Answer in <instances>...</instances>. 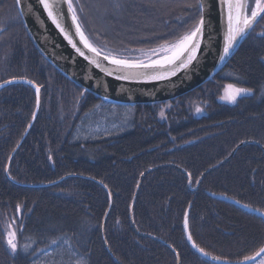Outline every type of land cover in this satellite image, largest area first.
<instances>
[{"label": "trees", "instance_id": "trees-1", "mask_svg": "<svg viewBox=\"0 0 264 264\" xmlns=\"http://www.w3.org/2000/svg\"><path fill=\"white\" fill-rule=\"evenodd\" d=\"M191 2L73 0V5L95 46L135 56L132 50L154 48L190 28L198 18L195 9L185 7ZM13 78L33 81L41 91L38 115L10 161L9 177L26 185L67 177L38 188L6 177V162L30 121L35 95L22 84L2 89L0 264L81 259L216 264L189 245L186 215L196 244L223 261H242L264 245V219L238 205L264 213V19L194 90L128 106L105 103L61 75L30 41L15 0H0V83ZM226 84L252 92L223 103ZM83 176L110 193L103 234L111 255L101 236L108 192ZM6 223L18 229L21 248L32 244L27 252L10 254Z\"/></svg>", "mask_w": 264, "mask_h": 264}, {"label": "water", "instance_id": "water-1", "mask_svg": "<svg viewBox=\"0 0 264 264\" xmlns=\"http://www.w3.org/2000/svg\"><path fill=\"white\" fill-rule=\"evenodd\" d=\"M15 4L21 21L25 27L26 33L39 54L66 79L82 88L84 91L87 90L86 92L109 104L132 106L136 104L165 102L186 94L212 78L229 60L240 42L239 40V42L233 47V49L231 50V55L227 56L224 61H220L219 55L222 52L223 34L225 31V26L221 23V2L220 0H205L206 20L209 21V28L206 30V37L208 35V32L210 31L212 40L207 47L202 44L200 53L198 54V62H193V65H191L189 69L181 70L175 76H172L167 80H122L117 78V73L109 76L105 72L96 68L94 65H91L89 61L85 59V57L79 56V54L75 51L71 44L68 43L67 39H65L64 35L60 33V31L55 27L51 20L47 18L46 13L38 4V0H20L19 4H17V0H15ZM61 11L65 14L62 20L63 26L70 33H74L75 27L72 24L71 14L68 13L66 3H61ZM80 24L82 25L81 22ZM85 35L87 36V34ZM73 39L78 41L79 37L73 35ZM77 46L81 47L83 50L82 44L78 43ZM85 52L86 55H91V53H88L87 50H85ZM103 64L104 66L109 68L113 67L107 61H103ZM11 80L13 79L1 82L0 91L11 85L22 84L29 86L33 90L35 95V107L33 111V113H35V118H33L32 114L30 121L18 144L8 157L4 169L5 175L12 183L19 186L38 188L55 185L67 176L48 184L26 185L13 181L8 175L10 161L28 135L38 115L40 108L41 91L39 87V104L37 105V85L35 83H27V81L30 80L26 78H15L13 83H5L6 81ZM82 178L94 181L105 188V186L101 182L84 176ZM105 190L107 191L106 188ZM135 195L136 192L134 194V197ZM108 196L109 205L101 223V236L107 252L111 255L103 234L104 222L111 207V196L109 192ZM230 201L236 203L232 200ZM238 205L246 211L254 213L264 219V214H262V212L252 208H248L241 204ZM184 230L187 239V235L189 232L188 228L186 230L184 227ZM187 241L192 249L201 257L216 264H224L223 260H212L210 256L202 255L196 248L192 246L191 241H189L188 239ZM262 255L263 254H261V256ZM175 256L178 260V256ZM261 256H256L253 260L249 261L242 260V262L243 264H251ZM238 262L241 261L232 262V264H238Z\"/></svg>", "mask_w": 264, "mask_h": 264}, {"label": "snow or ice", "instance_id": "snow-or-ice-1", "mask_svg": "<svg viewBox=\"0 0 264 264\" xmlns=\"http://www.w3.org/2000/svg\"><path fill=\"white\" fill-rule=\"evenodd\" d=\"M62 2L67 4L68 13L71 14V21L75 27L74 33H70L63 26L62 20L65 14L61 11ZM220 2L221 23L225 26V31L223 34L222 52L219 55V59L220 61H224L227 56L231 55V50L239 40L245 38L254 29L259 20L264 19V0H220ZM19 3L20 0H17V4ZM38 4L46 13L47 18L64 35L65 39H67L68 43L71 44L79 56L85 57L91 65H94L109 76L117 73V78L122 80H167L181 70L189 69L193 65V62H198V54L200 53L202 44L207 47L212 40L210 31L206 37L209 21L206 20L205 0H194V2L185 5L186 8L195 9L198 13V18L195 19L190 28L179 34L174 40L164 41L154 48L132 50L138 52V55L135 56L103 51L95 46L82 30L76 8L73 5V0H38ZM73 35L78 36L79 40H74ZM78 43L82 44L83 50L77 46ZM85 50L91 53V55H86ZM103 61H107L113 67L109 68L104 66ZM14 80L15 78L5 83H13ZM27 83L32 84L34 82L27 81ZM39 91V86H37V105L39 104ZM251 92L252 89L238 87L235 84H228L225 86L224 94L220 99L229 103H235L238 97L250 94ZM83 94L82 92L81 96ZM196 111L200 112L202 109L198 107ZM160 115L161 117L164 116L163 110H161ZM33 118H35V113H33ZM190 176L191 174L189 173ZM16 208L19 212L21 205L17 204ZM257 211L259 210L257 209ZM184 227L187 230V215L185 216ZM20 230H22V226ZM187 239L192 242V246L202 255L210 256L212 260H221V257L212 256L204 248L196 244L191 232H188ZM4 242L10 254L13 256L18 251L27 252L32 247V244H25L22 248L18 245V229L12 223L5 224ZM32 243L34 244L35 241H32ZM56 243V240L51 241V244ZM261 254H264V246H261L252 256H244L243 261L253 260L254 257L261 256ZM177 255L179 254L177 253ZM76 264H86V261L81 259ZM224 264H232V262L225 258ZM238 264H243V262H238ZM260 264H264V260H261Z\"/></svg>", "mask_w": 264, "mask_h": 264}, {"label": "rangeland", "instance_id": "rangeland-1", "mask_svg": "<svg viewBox=\"0 0 264 264\" xmlns=\"http://www.w3.org/2000/svg\"><path fill=\"white\" fill-rule=\"evenodd\" d=\"M78 15V14H77ZM78 20L80 21V19L78 18ZM81 22V21H80ZM81 27H82V30L84 31V33L85 34H87V36L89 37V34H88V32H87V30L84 28V26H82L81 25ZM226 85H228V84H226ZM225 85V86H226ZM225 86H224V88H225ZM223 94H224V91H223ZM222 94V95H223ZM248 95V94H247ZM242 96H244V95H242ZM242 96H240V97H242ZM240 97H238V98H240ZM221 102H224V103H227V104H234V103H229V102H227V101H224V100H221V99H219ZM197 114H200V112H198ZM123 116V115H122ZM126 122L125 121H123L121 124H120V128H121V131L123 130V129H126ZM261 260H264V254L260 257V258H258L256 261H254L253 263H251V264H260V261Z\"/></svg>", "mask_w": 264, "mask_h": 264}, {"label": "flooded vegetation", "instance_id": "flooded-vegetation-1", "mask_svg": "<svg viewBox=\"0 0 264 264\" xmlns=\"http://www.w3.org/2000/svg\"><path fill=\"white\" fill-rule=\"evenodd\" d=\"M224 103V102H223Z\"/></svg>", "mask_w": 264, "mask_h": 264}]
</instances>
